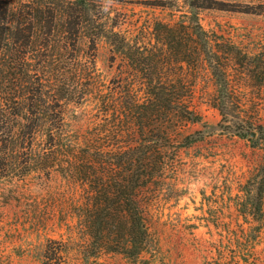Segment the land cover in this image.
Masks as SVG:
<instances>
[{
    "label": "rangeland",
    "instance_id": "1",
    "mask_svg": "<svg viewBox=\"0 0 264 264\" xmlns=\"http://www.w3.org/2000/svg\"><path fill=\"white\" fill-rule=\"evenodd\" d=\"M22 1L58 15L51 27L54 41L43 43L47 22L34 19L30 9L32 42L25 53L30 73L54 81L60 73L86 72L104 91L106 85L115 86L118 71L140 72L114 53L113 32L136 48L169 54L157 36V24L197 19L222 56L217 63L227 75L222 84L244 99L232 113L264 122V0ZM204 62L191 57L164 68L168 74L183 75L202 120L174 127L199 139L189 145L176 141L172 147V169L148 203L151 245L142 257L149 264H264V130L254 126L241 136L229 128L236 119L223 118L212 104L216 84ZM134 89H139L136 81ZM84 98L69 102V107L89 110L91 98ZM63 182L56 173L46 179L34 172L24 181L0 174V264H39L35 255L48 239L66 241L70 262L78 261L77 251L87 236L75 214L66 219L62 210L75 211L71 205H76L79 191L68 192ZM63 198L69 208L51 205ZM86 264L146 263L102 250Z\"/></svg>",
    "mask_w": 264,
    "mask_h": 264
},
{
    "label": "trees",
    "instance_id": "2",
    "mask_svg": "<svg viewBox=\"0 0 264 264\" xmlns=\"http://www.w3.org/2000/svg\"><path fill=\"white\" fill-rule=\"evenodd\" d=\"M30 12L40 23L47 22L43 43L54 41L55 11L46 14L40 5L0 0V174L16 181L34 172L44 173L46 179L53 173L61 176L68 192L79 191L76 205H71L75 211L62 210L63 216L75 214L79 230L87 236L80 243L76 263L70 262L69 246L62 239H48L35 256L39 264H86L89 257L106 250L149 264L142 257L151 245L148 203L172 169L170 152L175 142L189 145L199 139L174 127L202 120L183 75L168 74L164 68L187 63L191 57L205 60L216 84L210 95L212 104L223 118L236 119L229 128L242 136L254 126L264 130V122L232 113L243 106L244 99L222 84L227 80L218 65L222 56L197 19L157 24V36L169 47V54L136 48L113 32L114 53L140 72L118 71L115 86L106 85L104 91L86 72L60 73L54 81L30 73L25 57L32 42ZM134 81L139 89H134ZM87 96L92 103L89 110L69 107ZM63 202L65 198L51 205L69 208Z\"/></svg>",
    "mask_w": 264,
    "mask_h": 264
}]
</instances>
